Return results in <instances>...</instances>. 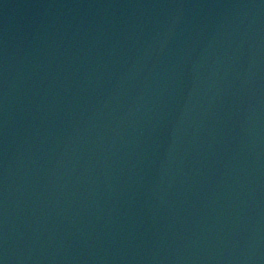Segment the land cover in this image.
Masks as SVG:
<instances>
[{"label":"water","instance_id":"95a60500","mask_svg":"<svg viewBox=\"0 0 264 264\" xmlns=\"http://www.w3.org/2000/svg\"><path fill=\"white\" fill-rule=\"evenodd\" d=\"M68 264H264V26L148 125Z\"/></svg>","mask_w":264,"mask_h":264}]
</instances>
